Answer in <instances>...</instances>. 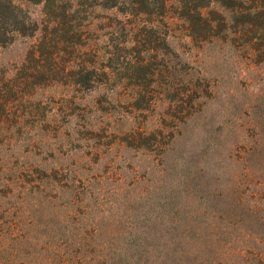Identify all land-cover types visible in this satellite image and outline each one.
<instances>
[{
    "label": "rangeland",
    "instance_id": "374dc122",
    "mask_svg": "<svg viewBox=\"0 0 264 264\" xmlns=\"http://www.w3.org/2000/svg\"><path fill=\"white\" fill-rule=\"evenodd\" d=\"M1 1L0 264H50L78 226L151 262L264 264L263 49L129 0Z\"/></svg>",
    "mask_w": 264,
    "mask_h": 264
},
{
    "label": "trees",
    "instance_id": "16d2710c",
    "mask_svg": "<svg viewBox=\"0 0 264 264\" xmlns=\"http://www.w3.org/2000/svg\"><path fill=\"white\" fill-rule=\"evenodd\" d=\"M47 1L52 3L56 0ZM1 3L4 10L10 11L15 8L12 0H2ZM129 3L130 8L127 6L126 12L138 17L144 15L149 19L166 17L181 19L186 35L195 42L202 43L209 38L225 40L229 31H234L237 36L231 40L234 45L243 43L258 50L263 49L264 52V0H129ZM98 4L107 8H117L124 4V0H100ZM118 11L124 13V7ZM2 21L7 24V21ZM10 38L11 36H4L0 38L2 39L0 42ZM238 38L240 40H237ZM102 233L97 228L81 226L74 228L70 239L48 244V249L52 252L49 263L158 264L161 260L150 261L147 255L149 243L134 240L126 247L118 246L101 238L97 239ZM162 246L170 250L169 246L164 244ZM161 262L166 263L165 260Z\"/></svg>",
    "mask_w": 264,
    "mask_h": 264
}]
</instances>
